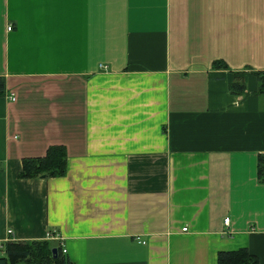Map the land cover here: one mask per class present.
<instances>
[{"label":"crops","instance_id":"0c3cea01","mask_svg":"<svg viewBox=\"0 0 264 264\" xmlns=\"http://www.w3.org/2000/svg\"><path fill=\"white\" fill-rule=\"evenodd\" d=\"M259 72L264 0H0V245L264 264ZM50 146L64 175L17 177Z\"/></svg>","mask_w":264,"mask_h":264},{"label":"trees","instance_id":"16d2710c","mask_svg":"<svg viewBox=\"0 0 264 264\" xmlns=\"http://www.w3.org/2000/svg\"><path fill=\"white\" fill-rule=\"evenodd\" d=\"M259 82V90H264V72L256 73ZM242 89V85L234 84ZM230 90L233 83L229 84ZM3 90V79L0 77V94ZM232 92H235L231 90ZM262 161V162H261ZM264 158L259 155L257 175H262ZM65 173V154L61 146H50L44 155L38 158H24L21 160V169L18 178H32L44 175V177H57ZM57 249L53 257L51 248ZM0 264H69L61 250L52 246L47 239L33 241H16L7 239L0 245ZM215 264H257L256 256L250 254L246 248H238L230 251H218Z\"/></svg>","mask_w":264,"mask_h":264},{"label":"built area","instance_id":"2783aa9c","mask_svg":"<svg viewBox=\"0 0 264 264\" xmlns=\"http://www.w3.org/2000/svg\"><path fill=\"white\" fill-rule=\"evenodd\" d=\"M6 29L9 30V29H10V26H7ZM9 99H11V100L13 99L12 95H9ZM223 221H224V223L226 224V223H227V218H224ZM185 228H186V227H182L181 230L184 231ZM6 234H7V235L11 234V229H7V230H6ZM49 236H50V238H57L56 235H54V234H48V238H49ZM60 250H61V253H64V252H65V250L63 249V247H62Z\"/></svg>","mask_w":264,"mask_h":264},{"label":"water","instance_id":"95a60500","mask_svg":"<svg viewBox=\"0 0 264 264\" xmlns=\"http://www.w3.org/2000/svg\"><path fill=\"white\" fill-rule=\"evenodd\" d=\"M43 176L44 175H40V177H43ZM51 253H52L53 257H55L56 256V253H57V249L55 247H52L51 248Z\"/></svg>","mask_w":264,"mask_h":264}]
</instances>
